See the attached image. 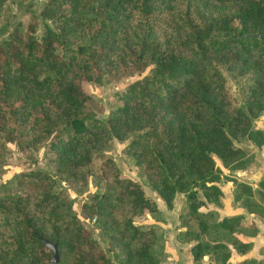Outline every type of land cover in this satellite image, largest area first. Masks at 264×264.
Wrapping results in <instances>:
<instances>
[{"label":"trees","instance_id":"16d2710c","mask_svg":"<svg viewBox=\"0 0 264 264\" xmlns=\"http://www.w3.org/2000/svg\"><path fill=\"white\" fill-rule=\"evenodd\" d=\"M210 1L230 10L202 14L199 5L183 10L182 0H46L25 29L0 38V151L7 143L21 150L45 147L59 176L83 185L95 156L101 158L105 188L80 210L98 222L109 244L106 249L92 237L78 212L66 214L49 172L33 169L0 191V264H53L44 239L57 245V264H161L164 228L134 222L144 214L163 221L155 200L101 152L113 138L133 134L137 139L129 149L148 185L168 209L177 193H187L190 211L208 228L196 191L222 197L213 184L220 172L216 159L236 164L233 170L243 168V151L234 141L243 137L264 145L263 128L253 124L264 111V0ZM165 15L170 27L160 37L155 25ZM38 21L44 26L40 39ZM217 31L224 37L215 38ZM64 42L70 45L62 57L58 49ZM215 59L251 71L243 104H232ZM103 76H137L105 118L94 112L103 108L83 86ZM2 161L0 155V166ZM240 183L246 191L234 200L264 222V193L255 196L250 184ZM257 186L264 187V174ZM209 211L222 234L244 230L240 216L218 220L217 211ZM183 239L192 240L189 228ZM235 241L215 242L227 251L220 264L228 260V243L238 249ZM203 255L196 252L193 259L200 264ZM256 263L264 264L254 259L240 264Z\"/></svg>","mask_w":264,"mask_h":264},{"label":"rangeland","instance_id":"374dc122","mask_svg":"<svg viewBox=\"0 0 264 264\" xmlns=\"http://www.w3.org/2000/svg\"><path fill=\"white\" fill-rule=\"evenodd\" d=\"M45 2L46 0H0V38H5L14 28L25 29L28 22L41 10ZM180 5L183 10H186L188 7L193 10L199 5L198 12L202 14L226 12L230 10V6L217 4L210 0H182ZM167 19L168 17L165 15L156 22V34L160 37H163L166 30L170 27L167 24ZM50 24L56 26L58 22L50 21ZM234 25L236 26L237 23H234ZM43 32L44 26L38 21L35 36L40 39ZM214 37L219 39L224 37V35L222 32L217 31L214 33ZM69 45L64 42L58 49L59 55L65 57ZM216 61L218 69L226 79V87L232 96V104L235 106L243 104L248 95L250 84L252 83L251 71L232 67L223 59H215V62ZM136 77L137 76L113 79L103 76L99 82H83L85 90L91 94L96 103L103 108L102 112L98 109H94L97 116L105 118L112 109L116 108L120 104L118 93ZM253 124L264 130V111L261 115L253 119ZM135 139H137L136 134L130 135L122 140L113 138L101 151L105 158H111L114 161L122 177H128L139 181L144 189V193L154 199L157 204L161 203L163 205V210H158L165 213L167 220L163 218V221H160L158 216L154 217V215L151 214H144L140 217H135L134 222L142 226L157 224L159 225L157 227L158 230L165 228V223L174 230L179 227L178 221H180L181 226H183L182 224L187 225L188 227L184 226L185 231L187 228L190 229V237L192 240L189 241L191 245L187 249L185 258L192 259V264H199L193 259V257L198 258L196 252L197 254H199V252H204L201 260L205 263L201 262L200 264H220V261H224L227 251L225 248L214 245L217 240L229 239L231 242L235 238L237 248L239 251L243 250L241 245L243 242L237 237L238 233H234L233 235L229 234V236L227 232H223L222 234L217 231L215 228L216 220L210 217L211 211L209 210H215V208L221 207L220 209H225V211H227L225 204L231 202L232 198L234 199L235 196L241 195V193H245L246 191L241 187L240 182L249 184V180H255L256 178L257 182L260 181L262 176H259L258 171L264 170V146L257 147L243 137L234 141L235 145L240 147L243 151L241 164L243 168L236 170L232 169L236 164L224 166L219 159H216L220 172L218 174V180L213 184L219 186L225 194L221 197L210 190L197 189V200L204 202V204L200 206L199 211L209 215L206 220L209 223L208 228L203 230V225L199 221L200 217L199 219L195 218L193 212L190 211L189 204L191 200L188 198L187 193H177L174 197L173 207L168 209L158 194L148 185L143 177L141 168L136 165L135 157L131 154V150L129 149L130 144ZM0 155L3 158L0 166V191L5 189L4 187L15 184L21 172L33 169L46 170L55 178L53 190L59 193L65 200L64 210L66 214L70 215L74 212H78L82 217L83 224L92 237L96 239L102 247L106 249L109 247L108 239L102 234L98 222L94 218L84 215L85 213L80 210V205L84 202H89L92 194L102 192L105 188V180L100 170V165L102 163L101 158L95 156L89 167L90 173L87 182L83 185L81 183L71 184L64 176H59L56 167L49 160L51 154L45 147L21 150L15 144L7 143L6 147L0 151ZM231 184H233V187ZM253 191L254 195L258 196V191L264 193V187L254 186ZM261 198L263 201V196ZM218 199H224V208L222 204L217 206L209 204L208 202V200L217 201ZM262 206L264 207V201ZM200 232L202 237L198 240ZM182 235H184V233H182ZM195 244L198 245L196 249L194 247ZM107 253L112 259L111 252L107 251ZM114 264L117 263L114 262Z\"/></svg>","mask_w":264,"mask_h":264},{"label":"crops","instance_id":"0c3cea01","mask_svg":"<svg viewBox=\"0 0 264 264\" xmlns=\"http://www.w3.org/2000/svg\"><path fill=\"white\" fill-rule=\"evenodd\" d=\"M264 146V145H263ZM259 176L264 174L263 171H258ZM257 179V178H256ZM249 180V184L254 187L257 186V180ZM233 187V184H231ZM223 192V190H222ZM223 194H225L223 192ZM157 204V202H156ZM228 204V205H227ZM224 208V199L222 200ZM158 209L163 210L161 203L157 204ZM225 209L215 208L218 213V220L225 216H240V225L244 228L243 231H238L237 237L247 245L246 249L239 251L230 243L227 244L229 249V257L225 264H240L245 259H254L256 261L264 262V222L263 218L254 212L248 211L243 207L239 201L232 198V201L225 204ZM164 220H167L165 213L161 212ZM177 229H172L165 223L164 228V251L166 253L165 259L161 264H192V259H186L187 249L190 247V242L184 240L182 233L185 227L180 225ZM181 233V234H180ZM202 263H205L201 260Z\"/></svg>","mask_w":264,"mask_h":264},{"label":"water","instance_id":"95a60500","mask_svg":"<svg viewBox=\"0 0 264 264\" xmlns=\"http://www.w3.org/2000/svg\"><path fill=\"white\" fill-rule=\"evenodd\" d=\"M255 36V35H254ZM45 245L52 250V258H51V263L57 264L59 262V252L57 245L44 239Z\"/></svg>","mask_w":264,"mask_h":264}]
</instances>
